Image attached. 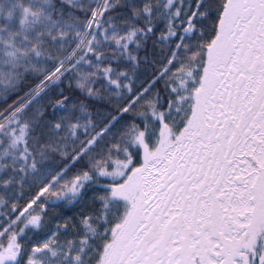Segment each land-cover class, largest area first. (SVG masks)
<instances>
[{
    "label": "snow or ice",
    "instance_id": "1",
    "mask_svg": "<svg viewBox=\"0 0 264 264\" xmlns=\"http://www.w3.org/2000/svg\"><path fill=\"white\" fill-rule=\"evenodd\" d=\"M0 264H264V0H0Z\"/></svg>",
    "mask_w": 264,
    "mask_h": 264
}]
</instances>
